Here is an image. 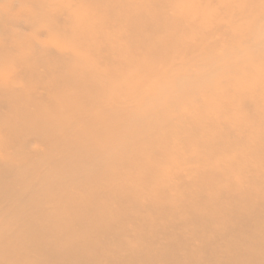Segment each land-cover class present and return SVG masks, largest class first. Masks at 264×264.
<instances>
[{"label": "rangeland", "instance_id": "rangeland-1", "mask_svg": "<svg viewBox=\"0 0 264 264\" xmlns=\"http://www.w3.org/2000/svg\"><path fill=\"white\" fill-rule=\"evenodd\" d=\"M0 98V264H232L264 233V0H0Z\"/></svg>", "mask_w": 264, "mask_h": 264}, {"label": "bare ground", "instance_id": "bare-ground-1", "mask_svg": "<svg viewBox=\"0 0 264 264\" xmlns=\"http://www.w3.org/2000/svg\"><path fill=\"white\" fill-rule=\"evenodd\" d=\"M101 36H103V35H101ZM52 83L53 82H51V85H52ZM35 93H36V91L33 89L31 92L27 93L28 95L24 96L25 99L29 100L30 105L33 106V107H34V104H33L34 102L32 103L33 99L36 100V98H39L38 96L35 95ZM41 96H43V95H41ZM8 100L9 99L0 98V110H2V109L3 110H8L6 108L12 107V105H13L12 103H14V101H8ZM15 102H17V101H15ZM21 111H22L21 112L22 117L20 116L21 117L20 119H27V118H24V116L25 117L28 116V118L32 120V118H30V115L29 114H26L27 113V106L24 105L22 107ZM24 122H27V123L24 124L25 131H26L25 133H28V130H29L30 133L26 134L23 137V139L26 138V137L32 136V135L35 136V134L31 130L32 129H35L37 127L36 126L34 127L33 125H31L32 124V121L25 120ZM19 132H21V131H19ZM50 134L53 135L52 132ZM128 146H129V144H128ZM132 149L133 148H131L130 151ZM124 192L126 193V194L124 193V195L127 197V202H128L130 200V197H129V195H127L128 193L126 191H124ZM133 198L135 200V197H133ZM137 202H139L138 199H137V201H135L134 204H137ZM116 224L117 223H113V225H115V226H116ZM54 237H56V234L55 233H54ZM48 246H49L48 249L50 250V252H53V253L56 252L55 251L56 245L55 246L48 245ZM263 246H264V233L263 234H253V236H251L250 239L240 238L238 240L236 238L232 242V244L230 245V247L234 250V254L231 257L230 262L232 264H264V248H263ZM32 247H34V246H32ZM38 247H39V253L42 252L43 251V247L42 246H38ZM36 248H37V245H35V249ZM23 251L25 252V250H23ZM57 256H59V255H57ZM141 256H145V254H141ZM146 258H148V255H147ZM140 259H143V258H140ZM47 262H49V261H47ZM30 263H33V262H30ZM109 263H111V262H109Z\"/></svg>", "mask_w": 264, "mask_h": 264}]
</instances>
